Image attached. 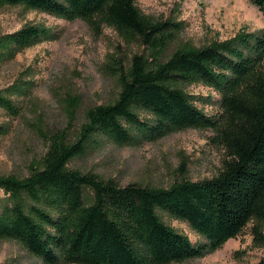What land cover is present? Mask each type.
<instances>
[{"label":"trees","instance_id":"trees-1","mask_svg":"<svg viewBox=\"0 0 264 264\" xmlns=\"http://www.w3.org/2000/svg\"><path fill=\"white\" fill-rule=\"evenodd\" d=\"M250 1L264 15V0ZM14 5L81 19L94 33L109 26L142 50L128 62L108 55L104 67L118 83L113 101L87 108L74 129L79 99L70 97L64 127L38 128L46 150L30 161L27 175H0L7 198L0 239L19 243L45 264H177L222 247L249 222L253 242L264 246V30L195 46L179 40V22L145 14L134 0H0V8ZM47 32L25 24L0 35V63ZM198 82L219 95L218 114L204 113L186 92ZM28 92L23 79L0 89V109L16 117L20 107L12 96ZM188 128L214 132L225 153L216 175L184 177L168 187L120 185L68 165L87 153L96 135L124 145ZM5 130L0 124V134ZM84 189L92 193L89 203ZM158 209L186 221L205 241L192 243ZM255 264H264V256Z\"/></svg>","mask_w":264,"mask_h":264},{"label":"rangeland","instance_id":"rangeland-1","mask_svg":"<svg viewBox=\"0 0 264 264\" xmlns=\"http://www.w3.org/2000/svg\"><path fill=\"white\" fill-rule=\"evenodd\" d=\"M134 1L145 14L179 22V40L195 46L264 30V15L250 0ZM25 24L42 26L48 32L38 42L18 51L13 59L0 63V89L18 79L29 85L25 96H12L20 107L16 117L0 109V124L6 128L0 134V175L19 177L27 175L30 161L46 150L38 128L56 130L66 125L70 97L79 99L74 129L79 127L87 108L113 101L118 83L116 76L104 67L108 55L116 53L128 62L142 50L138 42H123L109 26L94 33L81 19H64L20 5L0 8V35ZM186 92L204 113H219V95L213 88L198 82L189 85ZM141 114L149 115L145 111ZM224 157V149L211 129L188 128L157 140L124 145L96 135L87 153L68 165L92 171L104 179L112 178L120 185L136 182L168 187L184 177L199 180L216 175ZM84 198L86 203L91 201L89 189H84ZM5 203L7 198L0 189V209ZM157 213L192 243L205 241L186 221L160 209ZM251 226L252 222L247 223L222 247L177 264H255L264 256V246L253 242ZM0 264L45 263L19 243L0 239Z\"/></svg>","mask_w":264,"mask_h":264}]
</instances>
